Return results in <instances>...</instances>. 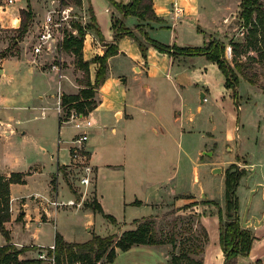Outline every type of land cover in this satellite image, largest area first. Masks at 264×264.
I'll return each mask as SVG.
<instances>
[{
  "label": "rangeland",
  "instance_id": "1",
  "mask_svg": "<svg viewBox=\"0 0 264 264\" xmlns=\"http://www.w3.org/2000/svg\"><path fill=\"white\" fill-rule=\"evenodd\" d=\"M38 7L44 5L42 0H37ZM111 2L110 0H108ZM205 1V0H204ZM210 2L199 3V9L195 8V0H179V4L182 6H189L191 10H198L196 16L197 19H182L183 25L173 26V28H157L150 30L149 33L146 30L147 26L152 25V21H144V31L140 30L141 35L143 32H147L148 36L152 39L163 42L168 45L177 44L178 46H203L205 37L202 32L197 30L198 20H201L204 26L202 17L210 15L215 17V21L218 23L222 21L224 14L230 13L233 21L240 13L242 0H224L228 9H225V5L222 8H217L219 4L215 3L218 0H208ZM1 3V0H0ZM28 0H16L13 4L5 3V13H0V20L2 17L5 23H9L10 18L15 15L20 7H26ZM30 3L33 5V1ZM57 6V3L55 4ZM203 5V8H202ZM160 6L165 7L166 13H162L161 16L169 15V12L175 9L176 5H173V0H160ZM191 13V11H186ZM204 13V14H203ZM104 17H109L108 14H103ZM167 18V17H166ZM169 18V17H168ZM108 23L105 24L104 29L100 27V34H97L100 40H108L110 43L116 42L119 48V53L111 56V68L107 72L105 81L96 89L95 99L97 100V91L100 93V105L98 113L101 115V123H95L91 128H86L85 131L89 135L87 143H92L94 146L96 160L98 157L107 159V156L112 153V149L120 148V155H126L127 164L125 170H115L114 172L106 171L100 176L101 190L104 193V202L107 208L115 210L119 216L116 218L123 220L125 214L120 205L116 203L111 196V191L114 192L120 189L121 182L125 178L127 184V190L133 189L134 180L138 181V177L145 178L143 186L147 185L150 177L160 178V182L166 180L167 172L169 175H174V183L180 185L179 188L186 187L192 190L198 197L196 201L201 202L199 211H183L182 213L164 215L157 220L158 230L162 232L161 236L170 234L174 229L178 233V245L182 241L189 244L192 243L193 237L198 236L201 240L204 239L201 225V217L204 224L209 230V240L206 247V261L205 264H224L225 253L220 242V215L218 213L219 207H222L220 203L226 207V187L220 183L217 177L214 176L213 170L208 166L199 167L200 182H194L195 166L194 163L197 159V155L194 153L191 160H187L181 155L178 144L173 147V155L170 160L171 164H162L161 161L157 162L159 156L155 155L161 144L156 141V134L150 129V122L147 117L152 115V112H156L157 115H163L168 110V104L164 100V96H168L172 99L169 110L172 107L173 111H185L186 113H195V122L192 126H188V129L192 130L193 135L196 137L202 133L208 135L209 132L214 133L218 138L220 135L229 140L231 145L235 147V152L239 160H247L255 162V168L257 169L252 177L249 178L250 171L247 168L237 166L239 170L245 169L244 175L241 177L240 185L237 189V194L240 199V217L242 216L248 206L251 197V190L259 183L264 182V90H261L245 79H239L238 84L234 86H228L226 84V76L220 66L206 57L201 55L190 56L184 59L183 62L178 64L176 62L173 69H168V55L169 53L161 51L155 45L146 43V47L143 50L139 40L145 41V35L138 36L136 38L130 35H124L119 39L116 38V30L111 19L108 18ZM2 21H0L1 24ZM124 24L128 27L134 25V18L128 15L124 20ZM20 25V24H19ZM172 25V23L170 24ZM213 26V25H212ZM36 27V26H35ZM34 26L32 30L28 31L23 40L18 45H13L12 39L17 35L14 29H1L0 30V47L3 49L0 54L4 56H10L18 54L20 48H26L32 52L37 65L44 70H51L45 77L44 84L46 87L50 83V89L45 93L43 98H38L36 94L37 84L36 81L37 68L28 60L24 55L16 56L12 59H8L3 63L6 67L5 75L0 76V90H4L9 95V101L7 106L13 107L12 109L17 112V116L22 119L18 122L19 130H26V134H18L8 139L9 142H4L5 146L9 150H14V153L33 155L34 161L42 164L44 175L51 172H56V163L51 162L49 153L41 151L40 145L47 146V149L56 152L57 137L62 139L68 135H78L82 130L75 128L71 115L75 108L70 109V113L64 110L62 107V123H59L58 118V105L56 102V93L58 88V72L52 67L53 58L46 53L36 54L33 51V46L37 41L36 29ZM132 28V27H131ZM134 38V39H133ZM240 39H243L242 35ZM85 56L87 60L91 61L97 56V50L92 44L91 39L85 40ZM7 47L4 48V46ZM229 46V45H228ZM227 46V47H228ZM121 48L127 50L124 54H121ZM178 51V50H176ZM227 54V49H226ZM256 54L254 51L250 52V55ZM177 56H180L176 54ZM110 57V58H111ZM148 62V66H143L145 71L150 72V75L156 72L157 74L163 73L157 80L153 81L146 77L144 74H134L133 64H140L141 60ZM228 61L232 60V56L227 55ZM247 59V55L243 57ZM55 62V61H54ZM109 64V59H108ZM75 55L68 53L63 57V74L61 89L67 92H75L76 85L69 82L71 77L73 80L76 77L83 76V72L76 69ZM95 67V65H94ZM262 85H264V67L256 66ZM167 70V71H166ZM93 69L91 67V75L94 77ZM165 72H170L172 77H167ZM253 72V71H252ZM54 77V78H53ZM120 77H124L125 83L119 84ZM40 77L37 76V79ZM94 81V80H93ZM172 83V84H171ZM146 84L149 86L147 87ZM173 85V86H172ZM152 90V93H148V89ZM38 90V88H37ZM68 94V93H63ZM201 91L205 93V101L202 103ZM55 93V95L53 94ZM59 96V95H58ZM159 100L155 102L157 99ZM155 100V101H154ZM201 105V110L197 109L198 105ZM45 107L46 115L43 116L42 108ZM22 107V108H20ZM116 109H122L125 112L134 113L137 117L136 122L127 123L124 119L120 122L116 119ZM185 109V110H184ZM92 112V111H91ZM90 116V114L86 115ZM95 116H98L96 114ZM129 124H137L138 131L133 128L128 130ZM62 125V126H61ZM143 126V127H142ZM159 128V125H157ZM118 127V132H113L112 128ZM124 131V132H122ZM208 132V133H207ZM127 139L124 136L127 135ZM162 138L164 137L161 134ZM161 138V139H162ZM158 140V139H157ZM219 142V141H218ZM59 143V142H58ZM63 148L67 144H62ZM212 145V144H211ZM4 146V147H5ZM215 147L212 145L211 148ZM2 148V142L0 143V149ZM87 148V144H86ZM84 150V149H83ZM89 155V150H84ZM126 152V153H124ZM139 156L145 157L148 160V165L137 167L132 159ZM48 157V158H47ZM121 157V156H120ZM203 158L207 161H213L212 157L204 155ZM165 160V158H162ZM195 160V161H194ZM71 156L68 148L62 151L61 162V175L58 176V198L67 200L73 195H81L85 198L84 203L88 204L95 198V191L93 185L88 189L79 184L80 167H76L74 164H69ZM223 173L225 172V184H226V170L233 164L224 163ZM237 165V164H235ZM138 168V171H137ZM234 170L236 168H233ZM113 173V175H111ZM223 173L218 174L222 175ZM44 175L41 177L43 178ZM168 176V175H167ZM248 176V177H247ZM221 177V176H220ZM245 177L246 180H245ZM114 181V182H112ZM56 182V180H55ZM140 182V181H139ZM35 185V183L33 184ZM40 186V183L38 184ZM76 193H73L71 189ZM33 187V186H31ZM202 189L211 191L215 196H218V200L212 199L207 193L200 197ZM209 189V190H208ZM120 191V190H119ZM110 193V194H109ZM100 195V194H99ZM76 202V201H75ZM179 206L186 204L180 199ZM84 208L77 207L72 204L60 205L58 218L56 217V230L63 234L65 239L83 241L91 234L88 224L92 225L96 231V234L108 235V232L119 229L118 225H114L108 220L101 212L95 210L90 206H83ZM222 208V209H224ZM107 213V212H105ZM130 212H128L129 214ZM127 214V213H126ZM249 218L264 216V189H259L252 198L251 205L248 211ZM48 226L41 233H39V240L47 244L49 240ZM161 227V228H160ZM251 227V226H250ZM250 228L254 236L264 235V222ZM55 230V228H54ZM21 238L28 239L25 234L17 233ZM53 233L50 234V239ZM163 251L168 255V261L170 264L173 254V246L170 243L160 244ZM34 253L36 257L43 252L46 257L50 256V252L44 248L35 247ZM178 251V249L176 250ZM28 254V253H27ZM30 255V254H29ZM122 256L113 264H158L153 260H139L135 259L134 255L125 254L122 252ZM133 256V258H132ZM198 257V256H197ZM102 262L107 264V259L103 258ZM148 262V263H146ZM40 264H51L49 261H43ZM160 264H167L165 261H161Z\"/></svg>",
  "mask_w": 264,
  "mask_h": 264
},
{
  "label": "crops",
  "instance_id": "2",
  "mask_svg": "<svg viewBox=\"0 0 264 264\" xmlns=\"http://www.w3.org/2000/svg\"><path fill=\"white\" fill-rule=\"evenodd\" d=\"M31 1V0H28ZM33 1V11H34V18L31 22L29 30H32V27L36 26L35 28L38 27V25L45 21L47 18H49L55 11L56 9V3L58 0H42L44 5H41V7H38V1L37 0H32ZM118 2H123V3H128L131 0H115ZM186 0H184L185 2ZM204 2H210L208 0H195V8L199 7V3ZM16 0L12 3H9L8 0H1L0 3V13H5V3L6 4H13L15 3ZM215 3L219 4L216 6L217 8H222L223 6H220L221 4L225 5V9H228V6L225 4L224 0H218L215 1ZM153 5L154 9L157 13V15L162 18V22H157V21H152L151 26H147L146 30L149 31L157 28H173V26H180L183 25L184 21L182 19H197L199 16H196L198 13L197 9H194L193 11L189 6H182L179 4V0H173V5H176L175 9L171 10L169 12V15L171 16H161L162 13H166L165 7L160 6V0H153ZM28 6V5H27ZM26 6V7H27ZM20 7L15 15L10 18L9 23H5L2 17V21L0 24V30L1 29H16L19 27V24L21 23V17H20V10L22 8ZM78 8L81 9L83 12H85L89 17L94 15L96 18V21L102 29H104L105 24L108 23V18L111 19L112 23L114 21V17L122 16L117 8L108 0H82V5H78ZM178 8V10H177ZM203 8V5H202ZM199 9V8H198ZM186 11H191V13H186ZM103 14H108L109 17H104ZM204 14V13H203ZM232 15V14H231ZM230 13L227 12V14H224L222 21L216 22L215 17H210V15H206L205 17H202L203 23L205 25L203 26L201 23V20L199 19L198 22L199 24L197 25L196 28L199 30V32H202L205 37V42L209 41L210 38H218L222 41H225L227 43V46L230 44L232 38L240 39L241 37V23H240V17L239 14L235 18L236 20L233 21ZM133 16V15H131ZM167 17V18H166ZM169 17V18H168ZM127 17H123L125 20ZM134 18V25L129 27L138 36H144L141 35L140 29H138L136 26L140 23L139 19L136 16H133ZM172 23V25H170ZM213 25V26H212ZM128 27V26H127ZM16 31V30H15ZM142 31V30H141ZM86 38L91 39L92 44L97 50V55H102L105 50L107 49L108 44L110 42L108 40H100L96 34V32L89 30L86 34ZM134 39V38H133ZM156 39V38H154ZM0 39V43H1ZM85 43V42H84ZM85 45V44H84ZM230 46V45H229ZM7 47V45L4 46V48ZM3 51V49L0 47V53ZM127 50L124 48H121L120 53L124 54ZM83 53H84V58L87 60L85 56V46L83 47ZM25 56L28 60H30L37 68V73L36 74V81L34 84H37L36 88V94L38 95V98H43L44 95L47 94L49 91L50 83H48L49 87H46L44 84V75L49 73L51 70H44L41 69L37 65V61L34 58V55L32 52L28 51L26 48H20L18 54L15 55H8V56H2L0 54V76L5 75L6 73V67L3 65L5 61L8 59H12L16 56ZM203 57H206L205 55H201ZM190 56L186 55H168L167 63L168 69H173L175 66L176 62L180 64L183 62L184 59H187ZM111 60L112 57L109 58V64H108V71L111 68ZM95 65V67H94ZM143 66H148V62L145 60H141L140 64L135 63L133 64V71L134 74H144L146 77L149 79L155 81L158 79V77L164 75L163 73L157 74L154 72V74L150 75V72L145 71ZM90 67H92L93 74H96L97 69H98V63H91ZM76 69L80 71L79 68L76 67ZM167 71V70H166ZM53 72V71H51ZM83 72V71H82ZM167 77H172V74L170 72H165ZM37 76L40 78L37 79ZM92 77V75H91ZM54 78V77H53ZM69 82L73 83L76 85V91L75 92H67L63 91V93H68V94H75L78 93L79 90L81 89V85L79 84V79L82 78V76L76 77L75 80H73L71 77H68ZM121 79L119 80V84L125 83L124 77H120ZM241 79H245L243 76L240 77ZM94 80V77H92V81ZM247 80V79H245ZM63 81V80H62ZM62 81L59 80L58 78V88H57V93H56V102L57 105L59 106V89L61 87ZM248 81V80H247ZM249 82V81H248ZM262 81L258 80V84H252L253 86L264 90V85L261 83ZM250 83V82H249ZM63 84V83H62ZM172 84V83H171ZM148 87L149 85L146 84ZM173 86V85H172ZM62 88V87H61ZM148 89V88H147ZM41 93H45L44 95H40ZM148 93H152V90L149 88ZM55 95V93H53ZM202 98L201 102L203 103L205 101V93L201 91ZM9 95L4 91L0 90V143L2 142V148L0 149V173L5 175V176H10L12 173H26L25 175V182L24 183H12L10 185V218L8 221L5 222V227L9 230L11 234V242L15 244L17 247L21 248L23 246H28V247H40V248H46L50 247L51 245L55 244V238H56V233L58 230H56V217L58 218V213H59V207L60 206H55L52 201L58 198V195L60 194L57 193L55 194L54 191V185H55V180H56V172L59 167V165L62 164L61 158H62V151L65 150V148H68L69 143L66 142L67 140H70L72 137L76 135H68L67 137H64L62 139L60 136L57 137V142H56V152L53 153L50 149H47V146L45 145H40L39 148L43 152H47L50 155L51 162L56 163V172H51L47 173L44 175L43 169H42V164L37 163L34 161L33 155H27L26 154H18L14 153V150H9L8 147L5 146L4 142H9L8 139H11L12 136L18 135V134H26V130H19L18 122L22 121L21 118L17 116V112H15L13 107L7 106V102L9 101ZM97 100H98V106L90 112V119L93 122V125L95 123H101V115L98 113L99 105H100V93L99 89L97 91ZM159 98L155 101L157 102ZM164 100L168 104V110L167 112H164L163 115H157L156 112H152L151 116H148L145 114L144 116L149 119L150 122V129L156 134V141L161 144V147L155 151V155L159 156L157 159L158 161H161L160 163L162 164H171L173 155V147H175L178 144L180 153L184 158L187 160H191L193 158L194 153L197 155V159L194 162L196 164L195 166V176H194V182H200V176H199V167L200 166H208L213 170V174L215 177H217L219 182H222V185L226 187L225 184V172L223 173V167H225L224 163L227 164H237L241 167L247 168L250 171V174L248 175L249 178L252 177L257 170L255 168V162H250L247 160H239L237 158V155L235 152V147L230 144L225 138H223L222 135H220V138H218L214 133L212 132H207V134L202 133L198 136H194L192 133L191 129H188V126H192L193 123L195 122V113H186L185 111H173V108L171 107L169 110V105L172 101L170 97L167 95L164 96ZM57 106V107H58ZM44 107V106H43ZM22 108V107H20ZM202 106L199 104L197 106L198 110H201ZM185 110V109H184ZM42 114L43 116L46 115L45 112V107L42 108ZM98 114V116H95ZM116 114V119L118 122H120L122 119H124L127 123H133L138 121L137 117L134 113L130 112H125L122 109H116L115 111ZM59 118V115H58ZM60 123V122H59ZM159 125V128L158 126ZM62 126V125H61ZM136 126V128H135ZM143 127V126H142ZM135 128L137 131L140 127L137 126V124H129L127 127V132L128 130H131ZM113 132H118L119 128L118 127H113L112 128ZM124 132V131H122ZM163 134V138L161 136ZM127 139V135L124 134ZM162 138V139H161ZM59 139L63 140L62 143H58ZM66 140V141H65ZM219 141V142H218ZM67 144L65 148H63L62 144ZM176 144V145H175ZM213 148H211L212 145ZM5 146V147H4ZM173 146V147H172ZM87 148L89 150V157L91 159V164L94 168L95 172V177H94V191H95V198L101 203L103 209L107 214H112V215H117L119 214L115 210H110L107 208L104 202V193L101 190V185L100 181L101 178L100 176L102 175L103 172L106 171H111L114 172L115 170H125L126 164H127V158L126 155H120V148L112 149V153L110 156H107V159L104 160V158L98 157L96 160V154L94 150V146L92 143H87ZM126 153V152H124ZM204 155H207V157H212L213 161H207L203 158ZM121 156V157H120ZM165 158V160L161 159ZM48 158V157H47ZM137 167L143 165H148V160L145 157L139 158V156L135 159H132ZM66 163V162H63ZM221 168L222 172H214L215 168ZM252 168H255V171H252ZM138 171V168H137ZM220 173H223L222 175H219ZM44 175L43 178H41ZM113 175V173L111 174ZM168 175V176H167ZM221 176V177H220ZM247 176V177H248ZM174 175H169L167 172L166 174V180L164 182H160V178H154L150 177L149 181L146 183L147 185L143 186V182H145V178H140L138 177V181L134 180V187L133 189H130V191L127 190V184L125 183V178L121 182L120 185V191L114 192L111 191V196L112 199L120 205L119 208H122L125 212L123 216V220L118 221V225L120 228L117 230L114 228L112 232H108V234L118 232L121 234L124 230L127 229H134L137 227L136 220H144L147 217H154V219L159 220L161 217L164 215H167L170 211L176 210V214L182 213L183 211H199V206H201V202L196 201L198 197L192 190L187 189L182 185L181 188L178 183H174L173 179ZM245 177V180L246 178ZM140 181V182H139ZM114 182V181H112ZM35 183V185H33ZM40 183V186L38 185ZM259 183H263V181H259ZM33 186V187H31ZM71 189V187L69 186ZM209 190V189H208ZM73 193H76L71 189ZM211 191H206V189H202V193H200V197H203L205 193L209 195V197H212V199H218V196H215L214 193H210ZM100 194V195H99ZM110 194V193H109ZM182 200L184 204L189 205L193 202H197L196 205L188 208H184V206H179L178 202L179 200ZM70 200L76 201L77 207L84 208L83 206H87V204L84 203L85 198H83L81 195L73 197H69L67 200L62 199V201L67 202ZM219 200V199H218ZM60 201V200H59ZM220 201V200H219ZM222 208H224V205L222 202L220 203ZM225 210V208L223 209ZM128 212H130L128 214ZM127 213V214H126ZM242 213V212H241ZM240 213V214H241ZM243 216V215H241ZM116 217V216H115ZM109 220V219H108ZM201 223L204 224L202 217H201ZM92 225L88 224V229L91 231V234L89 237H87L83 241H77V240H69L66 239L67 241L70 242H85L90 240L94 234H96V231L91 228ZM220 225V221H219ZM48 226V232H49V242L45 244L44 242H41L39 240V233H41L44 229H46ZM204 226L207 228V226L204 224ZM252 227V226H251ZM249 227V228H251ZM55 228V230H54ZM255 229V226L253 227ZM256 230V229H255ZM208 234L209 230L207 228ZM18 232L21 234H25L28 236V239L21 238L18 236ZM53 233L54 236L50 239V234ZM63 235V234H62ZM64 237V236H63ZM65 238V237H64ZM7 244V240L5 236L2 234L0 231V246H3ZM208 245V241L206 244V247ZM206 247L205 251L203 253L204 257V264L206 261ZM47 250V249H46ZM34 249L28 250L25 253L20 255V259H30V258H39L36 257L35 254L31 255L34 253ZM129 254L135 256V259L139 260H153L160 262L163 260L167 264H169L168 261V255L166 254L163 249L161 248V245H150V244H138L134 245L130 249L126 251H118L116 259L110 263H116V261L122 256L121 254ZM28 253V254H27ZM30 254V255H29ZM39 256V255H38ZM133 258V256H132ZM148 263V262H146ZM150 263V262H149ZM148 263V264H149ZM237 264H264V235H258L255 237L253 241V245L251 248V251L247 255L240 254L237 258Z\"/></svg>",
  "mask_w": 264,
  "mask_h": 264
},
{
  "label": "trees",
  "instance_id": "3",
  "mask_svg": "<svg viewBox=\"0 0 264 264\" xmlns=\"http://www.w3.org/2000/svg\"><path fill=\"white\" fill-rule=\"evenodd\" d=\"M110 1L122 15L114 17L115 40L124 35H130L137 40L140 39L131 28L124 24L123 17L128 15L136 16L140 22L163 21L154 9L153 0H131L128 3ZM67 2L82 5V0H67ZM240 6L239 17L244 34L242 35L243 39L232 38L229 44L232 48L231 61L227 59V43L214 37L210 38L203 46H178L152 39L147 32H143L146 40L144 42L139 40V43L143 50L146 43H150L170 55H205L207 59L220 66L226 76L228 86L235 87L241 76L252 84H258L259 75H257L256 66L264 67V0H242ZM20 17L21 23L15 29L17 35L12 39L15 46L23 40L34 18L30 1L26 8L20 10ZM74 26L78 29V33L67 35L65 49L68 53L75 55V64L77 68L83 71V76L79 79V84L82 87L78 93L63 94L61 106L67 113H70V109L75 108L78 112L88 115L98 106L95 99L96 89L106 79L108 59L119 53V48L116 42L110 43L102 55L95 56L91 61L86 60L83 53L86 34L89 30L100 34V27L92 13L86 25L75 22ZM136 27L144 31L142 23ZM252 51L256 54L250 55ZM245 55H247L246 60L243 59ZM2 56L4 55L2 54ZM91 63H98L94 81L91 77ZM237 166L233 164L226 170V207L225 210L222 207H219L218 210L220 215V242L225 253L224 264H237V258L240 254L247 255L250 253L255 239L251 229L244 228L241 223L240 199L237 189L245 169L239 170ZM25 175L26 173L21 172L12 173L10 176L0 173V231L7 240V244L0 246V264H40L45 261L41 258L20 259L21 254L35 249L36 246L17 247L11 242V234L5 227V222L10 218V185L12 183H24ZM196 204L197 202H193L184 208ZM87 205L101 212L112 223L118 224L116 217L105 213L97 199ZM175 212L177 211L172 210L167 215ZM136 223H138L136 228L124 230L121 234L118 232L108 235L94 234L90 240L85 242L67 241L60 232H57L55 250L50 247L45 249L55 256L56 264H104L103 258H106L107 264H110L116 259L118 251H126L134 245L170 243L174 250L170 264H204L203 253L209 240V234L204 224L201 223L204 239L201 240L198 236H194L191 244L180 241L178 245V233L173 229L170 234L161 236L162 232H159L154 217H147L144 220L137 219ZM177 249L178 251H176Z\"/></svg>",
  "mask_w": 264,
  "mask_h": 264
},
{
  "label": "built area",
  "instance_id": "4",
  "mask_svg": "<svg viewBox=\"0 0 264 264\" xmlns=\"http://www.w3.org/2000/svg\"><path fill=\"white\" fill-rule=\"evenodd\" d=\"M15 0H8L9 3L14 2ZM178 10V8H177ZM90 17L78 8V5L74 3H69L67 0H58L57 7L54 13L47 18L45 21L41 22L37 29V41L33 46V51L36 54L46 53L51 55L53 58L52 67L57 70L59 80L62 81L64 78L63 74V57L66 54L65 49V40L69 33L77 34L78 29L74 26L75 22H80L83 25H86L89 21ZM243 35L244 32L242 31ZM227 55L229 57L232 56V48L231 46L227 47ZM55 61V62H54ZM62 90L61 87L59 89V106H58V115L59 121L62 123ZM72 119L68 122L72 121L74 126L78 130H82L80 134L72 137L70 140H65L69 143L68 151L71 156V161L69 164H74L76 167H80V176H79V184L85 189H88L89 186L94 185V177L95 172L94 168L91 164V159L84 150L87 151L86 144L89 140V135L85 131L86 128H91L93 125L90 117L84 115L83 113L74 110L72 115ZM63 140L59 139V143H62ZM84 149V150H83ZM68 164V163H62ZM61 166L59 165L56 172V182L54 185L55 194L58 193V176L61 175ZM52 203L55 206H60L63 204H76L74 200H70L67 202L59 201L55 198ZM50 248L55 250V244L51 245ZM39 258L44 259L45 261H49L51 264H56L55 256L51 255L47 258L45 253L41 252L39 254ZM80 264V263H77Z\"/></svg>",
  "mask_w": 264,
  "mask_h": 264
},
{
  "label": "water",
  "instance_id": "5",
  "mask_svg": "<svg viewBox=\"0 0 264 264\" xmlns=\"http://www.w3.org/2000/svg\"><path fill=\"white\" fill-rule=\"evenodd\" d=\"M203 95V94H202ZM252 171H255V168H252ZM214 172H222V169L221 168H215L214 169ZM264 189V184L263 183H258L252 190H251V197H250V201L248 203V206L242 216V220H241V223H242V226L244 228H249L250 226H259L261 225L263 222H264V216L262 218H258V217H251L249 218L248 216V211H249V207L251 205V201H252V198H253V195L259 190V189Z\"/></svg>",
  "mask_w": 264,
  "mask_h": 264
}]
</instances>
